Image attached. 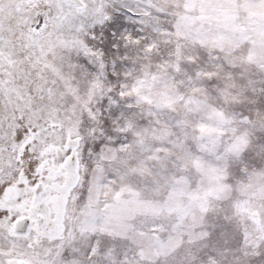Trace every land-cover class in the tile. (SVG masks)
Returning <instances> with one entry per match:
<instances>
[{"label": "snow or ice", "instance_id": "6c2138e0", "mask_svg": "<svg viewBox=\"0 0 264 264\" xmlns=\"http://www.w3.org/2000/svg\"><path fill=\"white\" fill-rule=\"evenodd\" d=\"M0 264H264V0H0Z\"/></svg>", "mask_w": 264, "mask_h": 264}]
</instances>
